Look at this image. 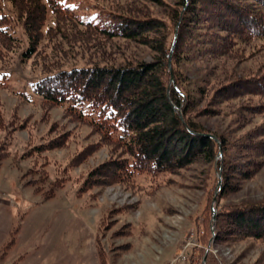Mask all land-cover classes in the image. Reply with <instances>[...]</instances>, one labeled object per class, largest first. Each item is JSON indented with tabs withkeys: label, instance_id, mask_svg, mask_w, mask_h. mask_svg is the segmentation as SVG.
I'll return each instance as SVG.
<instances>
[{
	"label": "rangeland",
	"instance_id": "374dc122",
	"mask_svg": "<svg viewBox=\"0 0 264 264\" xmlns=\"http://www.w3.org/2000/svg\"><path fill=\"white\" fill-rule=\"evenodd\" d=\"M59 1L96 21V12L111 9L165 18L166 7L180 0L156 4L146 0ZM10 9L8 0H0V18ZM52 20L47 8L43 33L53 26ZM15 32L20 46L0 60V70L7 75L0 86V198L12 202V229L0 251L2 264H100L101 260L102 264H204L208 252L220 264H264V242L211 239L205 247L199 241L208 205L214 222L223 206L264 201V144L252 149L255 141L264 139L253 134L264 128V108L260 113L246 108L264 101L240 96L218 102L212 106L217 115L197 120L209 133L224 136L231 146L230 160L256 164L247 179L232 174V188L217 204L220 171L216 162L201 159L170 174H142L129 184L83 188L92 170L126 156L100 144V136L88 123L90 117L78 122L65 113L66 106L42 104L33 85L44 76L43 63L53 59V41L43 36L37 55L22 61L28 41L22 27ZM61 49L65 59L59 66L66 68L128 60L151 62L154 55L147 47L122 39L107 41L82 55L64 46ZM187 67L192 68L189 78L205 90L217 88L233 74L261 76L264 42L243 44L236 60L204 56ZM211 95V91L206 95L207 102ZM251 151L258 153L254 157Z\"/></svg>",
	"mask_w": 264,
	"mask_h": 264
},
{
	"label": "trees",
	"instance_id": "16d2710c",
	"mask_svg": "<svg viewBox=\"0 0 264 264\" xmlns=\"http://www.w3.org/2000/svg\"><path fill=\"white\" fill-rule=\"evenodd\" d=\"M8 1L10 12L0 18V60L20 46L17 27H22L28 41L21 54L22 61L37 55L43 36H47L53 41V59L43 63L45 73L34 83V93L48 107L66 106L65 113L78 122L90 117L88 123L100 136V144L112 146L126 156L92 170L83 188L129 184L142 174L153 177L170 174L201 159L208 164L216 162L220 171L222 184L217 204L232 188V174L245 179L252 175L250 168L255 169V162L230 160L231 146L224 136L209 133L197 120L217 115L212 106L218 102L240 96L264 101V74L247 77L233 74L219 82L217 88L205 90L193 77L189 78L192 68L187 65L204 56L236 60L243 44L264 42V0H180L166 7L165 18L111 9L96 12L93 17L96 21L84 18L73 5H64L59 0ZM146 1L159 3V0ZM47 8L53 26L43 33ZM114 39L147 47L154 53L152 61L59 66L65 59L62 46L82 55ZM6 77L0 70V86ZM210 91L212 95L207 102L205 98ZM203 101L205 104L201 105ZM246 108L260 113L264 103ZM253 134L262 138L264 128L261 126ZM263 142L264 139H259L251 148L257 149ZM251 153L255 157L258 151ZM211 217L208 205L199 237L205 247L211 239L264 242V201L223 206L217 210L214 222ZM200 254L202 259L204 250ZM204 264L220 263L208 252Z\"/></svg>",
	"mask_w": 264,
	"mask_h": 264
},
{
	"label": "crops",
	"instance_id": "0c3cea01",
	"mask_svg": "<svg viewBox=\"0 0 264 264\" xmlns=\"http://www.w3.org/2000/svg\"><path fill=\"white\" fill-rule=\"evenodd\" d=\"M11 204V201L9 202L6 199L0 198V251L6 241V237L10 234L12 229V219L10 215ZM2 262L3 261L0 256V264H2Z\"/></svg>",
	"mask_w": 264,
	"mask_h": 264
},
{
	"label": "built area",
	"instance_id": "2783aa9c",
	"mask_svg": "<svg viewBox=\"0 0 264 264\" xmlns=\"http://www.w3.org/2000/svg\"><path fill=\"white\" fill-rule=\"evenodd\" d=\"M181 260H184V258H181ZM170 264H174V261H173V262H171Z\"/></svg>",
	"mask_w": 264,
	"mask_h": 264
},
{
	"label": "water",
	"instance_id": "95a60500",
	"mask_svg": "<svg viewBox=\"0 0 264 264\" xmlns=\"http://www.w3.org/2000/svg\"><path fill=\"white\" fill-rule=\"evenodd\" d=\"M209 137H211V138L215 139V137H214V136H211V135H209Z\"/></svg>",
	"mask_w": 264,
	"mask_h": 264
}]
</instances>
